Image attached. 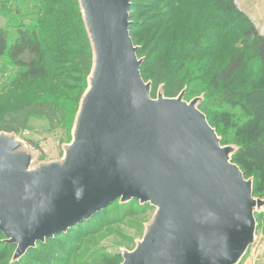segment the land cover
<instances>
[{
	"label": "water",
	"instance_id": "1",
	"mask_svg": "<svg viewBox=\"0 0 264 264\" xmlns=\"http://www.w3.org/2000/svg\"><path fill=\"white\" fill-rule=\"evenodd\" d=\"M92 68L71 141L41 161L35 145L0 132V234L11 264L111 204L155 208L121 264H241L258 240L264 198L233 161L185 88L167 98L142 75L131 0H78Z\"/></svg>",
	"mask_w": 264,
	"mask_h": 264
},
{
	"label": "rangeland",
	"instance_id": "2",
	"mask_svg": "<svg viewBox=\"0 0 264 264\" xmlns=\"http://www.w3.org/2000/svg\"><path fill=\"white\" fill-rule=\"evenodd\" d=\"M131 1V35L141 48L139 58L145 60L142 74L153 83L154 95L161 85L167 98L177 97L186 86V101L205 95L203 113L217 128L223 146L242 148L234 162L247 177L254 178L255 197L263 199L264 162L257 161L249 138L264 128V65L252 47L253 39L245 34L241 17L250 19L264 36V0L229 1L237 10L233 7V15L227 13L225 0ZM41 2L45 0H0V28L9 30L10 45L19 41L12 36L14 27L19 26L20 17L15 13L19 4L30 9L38 23L43 17L46 21L54 18L65 33L61 57L49 53L44 77L18 79L12 60L9 64L8 58L0 59V131L14 132L33 143L40 159L51 161L62 157V146L71 141L74 100L87 77L84 79L81 68L85 56L80 46H85V41L73 20L77 15L73 0H49V8ZM22 14L25 17L19 22H34L26 11ZM50 36L48 39L60 47V41ZM238 56L243 59L241 71L227 83L220 81L217 74ZM154 214L155 208L141 206L137 200L127 205L116 201L94 224H84L70 237L39 247L20 264H121L123 251L136 248ZM258 224L256 245L241 264H264V211ZM4 240L0 235V264H10L16 247Z\"/></svg>",
	"mask_w": 264,
	"mask_h": 264
},
{
	"label": "trees",
	"instance_id": "3",
	"mask_svg": "<svg viewBox=\"0 0 264 264\" xmlns=\"http://www.w3.org/2000/svg\"><path fill=\"white\" fill-rule=\"evenodd\" d=\"M64 1L66 3L70 2V0H64ZM229 1L232 3V0H225V7L229 8V11H227V13H229L230 15H233L235 5L233 6L234 7V9H233V7ZM73 4H75V10L77 12V15H76L77 17L74 16L73 20H74V22L77 21V25L79 27V28H77V30L80 31V34L83 38V41H85L84 42L85 46H80L82 48V51H83V56H85V58H83L84 62L82 64L81 68L85 72L84 79L87 76L86 81H84L83 90L81 91L80 95H78L77 101H76V99L74 100V102H75L74 103V111H73V115L75 114L74 119H73V124H74V120H75V117H76V114H77L78 108H79V103H80V100H81L83 94L86 91L87 79L90 75L91 68H92V50H91L90 42L88 40L86 31H85L83 20L81 17V12H80V8H79L78 0H73ZM41 5H43L45 7H46V5H48L46 8H49V6H50L49 0H45V3L41 2ZM39 7L41 8L40 5H39ZM22 8L23 7L21 6V4H19V6L18 5L16 6V10H15L16 15L19 16L20 18H24L25 16L22 13H24V11H26V16L31 17V19H33L34 22L32 24L27 25L23 19L21 20V22H19V20H20V18H19V20L17 22V26L19 25L18 28L14 27L13 25L11 26V28L14 27V31H15V33L12 34V36L15 35V36L19 37L18 38L19 41L16 43H13L12 45H10V43H9L10 38H12V37H10L11 35L9 34V30L0 28V59L6 60V58H8L9 64H11L10 59L12 60V65L14 66L15 69H17V78L18 79L20 78L21 80H27V79H34L35 80V79L44 77L47 74V72H48L47 56H49V53L52 55L53 54L59 55V57H61L60 48L65 46V44H64L65 33H63V31H61V28L58 26V23H56V21H54V18L49 20V21H46V19L43 17L42 21H40V23H38V21L35 20L36 16H31V14H29L30 9L25 10L24 8L23 9ZM133 11H134V9H133V2H132L131 21H132V12ZM49 13H50V11L48 10V12L46 14H49ZM22 16H24V17H22ZM241 19L244 20L243 22L245 24V27H244L245 34L248 37H251L253 39L252 47L256 50V53H257V56H258L260 62L264 65V36L260 34V32L255 27V25L250 21V19L247 18L248 19L247 20V19L242 18V17H241ZM133 26H134V22L132 21V27ZM51 31L53 33H51ZM41 32H45L44 38L41 37ZM131 33H132V28H131ZM51 34H53L58 39L57 41H60V47L56 46L52 39H48V36L51 37L50 36ZM48 40H51L52 42H48ZM136 46H138V45H136ZM140 51H141V48H140ZM60 61H62V59H60ZM242 68H243L242 57L241 56L234 57L231 60H229L228 64L220 70V72L217 74V77L220 79V81L227 83V81L233 79L241 71ZM146 82H151V81L149 80ZM160 88L163 89V92L165 94L164 86L161 85V86H159V89ZM185 88H187V90H188V86H186ZM158 92H159V90H158ZM158 92H157V94H158ZM157 94L154 95V85H153V96L156 97ZM201 96L204 97V100H203V102H204L205 101V95H201ZM201 96H199V97H201ZM228 98H229V96H228ZM203 102L200 105V109H201ZM207 118H208V116H207ZM73 124H72V128H71V133H72V129H73ZM214 129L217 131V128H214ZM0 132H6V131H0ZM6 133H14V132H6ZM217 133H218V131H217ZM14 134H16V133H14ZM218 135H219V133H218ZM219 137H220V135H219ZM249 141L252 142V144L254 145V149L256 150V152L258 154L257 161L258 162H264V128H262L259 131V133H254L249 138ZM222 142H223V139H222ZM233 146H236V145H233ZM237 147H239V146H237ZM239 148H240V150L238 152H240L242 149L241 147H239ZM234 157H233V161H235ZM41 161H43V160H41ZM244 174L246 175L245 172H244ZM246 177H247V175H246ZM247 178H249V177H247ZM254 195H255V180H254ZM119 204H120V202H119ZM120 205H127V204H120ZM103 212L99 213V215H97L95 218H93L89 222H86V223L81 224L80 226L74 227L72 230H70L66 234H61L59 236H56L54 239L47 240V242L45 244L39 243L37 248L30 250L28 252V254L21 261L26 259V257L29 254H31V252L37 251L39 249V247L47 246V244L49 242L53 243L58 238L70 237L71 233L79 230L80 227H82L84 224L88 225V226L91 224H94L93 223L94 219L101 217L100 215ZM259 215H257V221H258ZM258 229H259V227H258ZM0 235H2V234H0ZM20 262H18L16 264H20ZM10 264H11V260H10Z\"/></svg>",
	"mask_w": 264,
	"mask_h": 264
}]
</instances>
